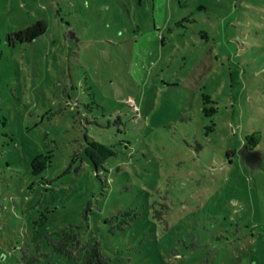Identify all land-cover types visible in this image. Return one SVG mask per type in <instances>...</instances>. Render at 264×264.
I'll return each instance as SVG.
<instances>
[{
	"label": "rangeland",
	"instance_id": "374dc122",
	"mask_svg": "<svg viewBox=\"0 0 264 264\" xmlns=\"http://www.w3.org/2000/svg\"><path fill=\"white\" fill-rule=\"evenodd\" d=\"M68 224L110 264H264V0H0V264H78Z\"/></svg>",
	"mask_w": 264,
	"mask_h": 264
},
{
	"label": "trees",
	"instance_id": "16d2710c",
	"mask_svg": "<svg viewBox=\"0 0 264 264\" xmlns=\"http://www.w3.org/2000/svg\"><path fill=\"white\" fill-rule=\"evenodd\" d=\"M47 27V21L44 18L38 19L33 24L10 33V38H16L21 42L33 41L44 33ZM67 37L71 38L69 34ZM75 38L76 35L74 32V36L71 39ZM86 139L87 144L84 149L85 157L94 165L97 172L100 168L106 169L105 163L107 159L116 154L117 151L112 145L97 140H91L88 135H86ZM247 142L251 149H255L253 145L256 146L257 138L255 135L247 136ZM46 161L44 155L38 156L33 163L34 171L37 173L45 168L47 164ZM80 227L81 225L68 224L48 234L49 243L54 253L65 254L72 257L78 264H110V258L104 251L102 243L95 236L83 241L79 231ZM34 260L35 258H32L25 264H36Z\"/></svg>",
	"mask_w": 264,
	"mask_h": 264
},
{
	"label": "water",
	"instance_id": "95a60500",
	"mask_svg": "<svg viewBox=\"0 0 264 264\" xmlns=\"http://www.w3.org/2000/svg\"><path fill=\"white\" fill-rule=\"evenodd\" d=\"M69 36L72 38L74 36L73 28L69 32ZM247 163L253 168H260L262 166V153L259 149H251L248 144H246L240 151Z\"/></svg>",
	"mask_w": 264,
	"mask_h": 264
},
{
	"label": "built area",
	"instance_id": "2783aa9c",
	"mask_svg": "<svg viewBox=\"0 0 264 264\" xmlns=\"http://www.w3.org/2000/svg\"><path fill=\"white\" fill-rule=\"evenodd\" d=\"M132 103V105H133V107L136 109V110H138V106L135 104V102H131Z\"/></svg>",
	"mask_w": 264,
	"mask_h": 264
}]
</instances>
